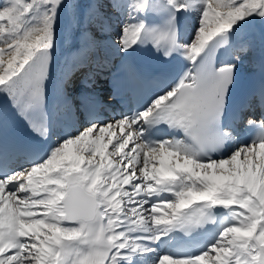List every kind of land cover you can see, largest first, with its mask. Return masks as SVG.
<instances>
[{"label": "snow or ice", "instance_id": "6c2138e0", "mask_svg": "<svg viewBox=\"0 0 264 264\" xmlns=\"http://www.w3.org/2000/svg\"><path fill=\"white\" fill-rule=\"evenodd\" d=\"M109 37L157 90L105 120ZM0 98V264H264V0H0Z\"/></svg>", "mask_w": 264, "mask_h": 264}, {"label": "bare ground", "instance_id": "6f19581e", "mask_svg": "<svg viewBox=\"0 0 264 264\" xmlns=\"http://www.w3.org/2000/svg\"><path fill=\"white\" fill-rule=\"evenodd\" d=\"M192 27H193V19L187 16L183 17L181 20L180 28H181V33L184 36V39H188L189 35L191 34ZM111 39L112 37L108 38V45L106 46V48L110 49L112 52H116L115 46L111 44ZM69 55H70V50L68 46L63 42V39L61 38V41L58 44V47L56 49V54H55V61H56L58 72H59V69L66 64V61L69 58ZM98 82H100V80H98ZM96 84L98 83L93 84L92 88L99 89V92H97V94H103L102 92L103 86H101V84L96 86Z\"/></svg>", "mask_w": 264, "mask_h": 264}]
</instances>
